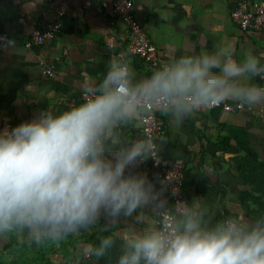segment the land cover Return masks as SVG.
<instances>
[{
  "label": "clouds",
  "instance_id": "obj_1",
  "mask_svg": "<svg viewBox=\"0 0 264 264\" xmlns=\"http://www.w3.org/2000/svg\"><path fill=\"white\" fill-rule=\"evenodd\" d=\"M261 58L234 57L224 40L211 52L170 55L138 78L127 55H113L106 74L84 86L83 102L0 131V237L40 244L134 221L120 235L117 264H264V218H206L198 198L170 204L138 163L158 160L151 135L129 139L122 130L155 112L179 125L228 101L264 109ZM155 218L151 222L147 213ZM137 225H144L138 227ZM116 244L104 236L80 250L97 259Z\"/></svg>",
  "mask_w": 264,
  "mask_h": 264
},
{
  "label": "crops",
  "instance_id": "obj_2",
  "mask_svg": "<svg viewBox=\"0 0 264 264\" xmlns=\"http://www.w3.org/2000/svg\"><path fill=\"white\" fill-rule=\"evenodd\" d=\"M114 1L91 0L85 6L81 0H65L58 34L25 48L24 42L34 29L56 19L55 7L60 0H0V31L8 39L0 44V131L6 128L2 124L5 116L15 127L45 109L58 114L83 102L84 86L103 78L110 58L127 41V28L113 12ZM238 1L133 0L134 16L165 62L173 54L211 52L218 43L228 40L235 58L253 53L264 64V34L243 31L230 18ZM107 35L117 38L115 49L105 44ZM40 57L56 70L52 78L42 75ZM128 59L138 78L154 71L137 57ZM252 82L259 84V77ZM256 111L261 115L255 116ZM157 117L163 129L157 142L162 162L183 166L188 203L198 198L206 209V218L213 223L233 215L264 218V109L243 105L239 111L228 112L216 108L198 112L179 125L159 112ZM122 135L129 139L144 137L141 121L123 129ZM131 171L147 175L143 162ZM150 180L161 187L160 179ZM163 194L171 204L166 189ZM147 215L155 223L156 218L150 212ZM132 223L110 225L102 219L91 231L40 244L27 238L21 242L16 235L0 237V259L6 264H39L40 259L54 264H117L121 254L119 235ZM108 235L116 237V244L105 256L97 259L80 254L81 249L98 245Z\"/></svg>",
  "mask_w": 264,
  "mask_h": 264
},
{
  "label": "built area",
  "instance_id": "obj_3",
  "mask_svg": "<svg viewBox=\"0 0 264 264\" xmlns=\"http://www.w3.org/2000/svg\"><path fill=\"white\" fill-rule=\"evenodd\" d=\"M85 6L91 4V0H81ZM66 10L65 0H60L55 7L56 19L42 28L34 29L24 42L25 48L38 46L47 40L54 38L61 28L60 18L63 17ZM113 12L123 22L127 28V41L122 49L117 50L115 55H127V58L134 56L148 64L152 69L159 68L165 61L160 55L158 47L148 38L146 31L134 16L133 0H115L113 2ZM231 20L243 31H253L264 34V2H248L247 0H239L230 12ZM8 39L4 32L0 31V44L7 43ZM105 44L115 49L118 45L117 38L114 35H107L104 38ZM38 63L41 67V73L45 77L52 78L56 70L48 63L46 58L40 57ZM259 84L264 85V78L259 77ZM82 100L84 94L82 93ZM216 108L224 111H239L243 105L237 103H223L209 110L201 112H209ZM255 116H260L261 112H254ZM2 124L7 128H14L11 118L5 116ZM143 136L151 135L155 143L163 134V129L157 117V112L146 116L142 121ZM158 160L148 158L143 161L147 168V176L150 179H160L169 181L167 192L173 205L179 201H186L183 190V166L175 163L166 165L162 162L160 153L158 152ZM155 222L156 219H155Z\"/></svg>",
  "mask_w": 264,
  "mask_h": 264
},
{
  "label": "trees",
  "instance_id": "obj_4",
  "mask_svg": "<svg viewBox=\"0 0 264 264\" xmlns=\"http://www.w3.org/2000/svg\"><path fill=\"white\" fill-rule=\"evenodd\" d=\"M72 263H74V261L72 260ZM0 264H6L3 260L0 259ZM13 264V263H12ZM39 264H54L53 262H51L50 260H39Z\"/></svg>",
  "mask_w": 264,
  "mask_h": 264
}]
</instances>
